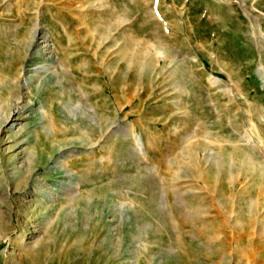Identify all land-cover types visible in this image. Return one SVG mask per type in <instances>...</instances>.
I'll use <instances>...</instances> for the list:
<instances>
[{
  "label": "rangeland",
  "instance_id": "obj_1",
  "mask_svg": "<svg viewBox=\"0 0 264 264\" xmlns=\"http://www.w3.org/2000/svg\"><path fill=\"white\" fill-rule=\"evenodd\" d=\"M0 24L15 29L17 56H26L37 28L35 59L46 45L44 34L68 38L65 57L73 60L84 95L61 113L58 100H33L31 118L13 130L28 123L35 157L24 169L17 167L28 145L15 152L13 169L6 151L13 132L0 134L6 139L0 146V264L264 263V237L253 230L220 226L234 233L222 260L194 250L195 218L184 202L189 196L208 202L200 216L219 220L220 212L233 225L237 211L218 201L217 187L241 189L252 180L236 170L245 160L236 154L229 158L230 176L211 172L214 193L193 179L192 170L206 177L223 156L215 139L198 135L192 115L229 123L264 165V0H0ZM124 45L131 49L125 58L118 53ZM47 82L42 88L53 84ZM113 83L116 92L108 88ZM69 85H75L71 78ZM116 125L134 127V136H110ZM136 139L144 144L136 146ZM61 140L76 148L47 161ZM91 142L98 144L82 147ZM130 148L133 157L125 154ZM64 160L69 173L60 171ZM77 170L91 180L77 189L78 196L64 199L67 190L61 188L73 183L69 177ZM255 175L264 180V172ZM147 176L167 221L156 237L151 218L150 227L139 230L138 211L148 193L133 182ZM85 200H91L86 207ZM106 213L111 233L100 230Z\"/></svg>",
  "mask_w": 264,
  "mask_h": 264
},
{
  "label": "bare ground",
  "instance_id": "obj_2",
  "mask_svg": "<svg viewBox=\"0 0 264 264\" xmlns=\"http://www.w3.org/2000/svg\"><path fill=\"white\" fill-rule=\"evenodd\" d=\"M120 6L122 7L123 4L121 3ZM121 11L123 12L122 14L125 15L123 8ZM9 26L10 25L6 26V25L0 24V86H1L0 88V134H3V132L6 129L13 132L12 138L7 137L8 140L6 141V144H8V146L6 147V151L11 152L10 153L11 155L9 154L10 160L8 164L12 166L13 169H16L15 165L18 163V157H19V151L17 153L15 152L18 149L20 150V148H22L24 145H28L20 150L23 153V161L20 164V166H18L17 168L21 170V169H24L26 166H29L35 157L33 155V152L29 148L30 147L29 146L30 145L29 144L30 132L28 129L29 128L28 123L23 124L21 128L16 129L15 131L13 130L14 128H16L17 126L16 123L19 120L23 121V120H28L31 118L30 117L31 115L28 113H30L29 110L32 107L33 100L36 98L41 103H44V104L49 99H54L56 101L58 100V102H55V105H57L56 107L60 109L59 112L61 113V111L65 109L66 105H68V102L70 103L71 101L77 102L78 100L83 99L84 95H82L81 92L78 91L79 88L77 86L79 82L78 80L79 76L77 75L78 74L77 71L74 70L73 72L71 70L74 68L73 60L70 59L71 61L69 62L68 58L70 57H65L66 52H67L66 51L67 42H69L68 38L58 37L57 32H54V31L50 32L49 36L44 34L43 38L45 39V41L43 43H45L46 45L44 47H40L39 51H37L39 53V57L38 59H35L36 55L32 56L31 51L33 50L32 48L35 44L37 35L41 32V29L39 30L38 28L37 29L35 28L36 30L34 31L32 35V39L29 42L26 56L25 55L17 56L16 55L17 53H15L17 50L16 43H19V42L17 41V38L15 36V32H14L15 29L11 28L12 26L11 27ZM63 30L65 31V29ZM262 43L264 44V42ZM130 50L131 49L129 48L128 45H124L120 48L118 53L121 54V56L125 58V56H127ZM34 65L36 66L38 65V67H33ZM70 78L72 79L73 84L75 83V85L73 86L69 85ZM47 81L53 84L46 85V87L44 86V88H42L43 87L42 85H44ZM108 88L112 92H116L117 90L116 83L109 85ZM24 91H27L28 94L24 93ZM26 95L28 97H26ZM43 113H45V115L47 114V112L44 110H43ZM27 115H30V116L28 117ZM189 121L191 123L196 124L199 127L198 132H197L198 135H205L207 137L215 139L218 142L219 151L221 155L223 156L222 160L220 161L218 165L216 166L213 165L211 171L208 170L209 172L206 174V177L205 176L202 177V175H198L197 170H192L193 175L191 176L193 177L194 180L195 179L197 180L199 178L202 179L206 184H208L207 186L209 190H211V192L214 193L215 191H214L213 185L210 183L212 182L211 172H213V174L214 173L215 174L218 173L220 175L222 174V177L223 175L228 176L230 174L229 169H228L230 167L229 158L233 154H236L245 159L244 162L242 161V163L237 164L236 170L242 173L243 175H247V176L252 175L250 177V179L252 178L251 182L246 184L241 189H238L237 185L230 188L229 187L230 185L228 186L223 183L219 184V186L217 187L215 197L218 199V201L220 202L223 198L224 199L222 200V202H224L223 205L228 207L229 212L235 213L237 211L236 213L237 217L233 225L231 221V216L229 217L228 215H226L227 216L226 218L223 217L224 219L223 218L220 219L222 217L220 215V212L217 213L219 215L218 216L219 220L208 221L206 220V218H204V216L202 215L200 216V214L203 213L204 207L208 206L209 204L208 202L206 203L201 202L198 200V198L196 197L193 198V196L192 197L189 196L188 200H185V201L183 200L186 203L188 209L190 208L189 213H193L194 216L192 217L195 218L193 220L195 224L194 226L196 229L195 235H194V247H195L194 250L200 251V252L202 251L205 254L206 253H213L214 255L217 254V256L219 255L221 258L223 252L226 251L228 246L229 247L231 246V243L234 240L233 238L234 233L232 231L229 232L228 230H225V231L220 230L219 228L220 226L226 225L230 228H233L232 230L234 231H237L240 229L241 232L247 231V230L249 232V230H253V231L259 232L264 237V180H260L259 176L255 175L257 171L264 172V165L262 164V161H259L262 159L261 158L259 159L260 156L258 157L256 152L252 149L253 148L252 146H251L252 148H249L238 141L239 139L236 136V133L238 130H236V128L234 130L231 129L232 127L228 126L229 123L227 124L224 121L222 123V122H218L217 120H216L217 122H215V118H214V121H210V119H208L206 115H202V114H198V115L196 114V115L190 116ZM134 134H135L134 127H131V126H121L120 127L119 125H116L114 129L112 130L110 136H114L118 139L126 140L131 136L133 137ZM1 138H0V146H2L4 141L6 140V139H1ZM27 139H29V141H27ZM64 142H65L64 140H61L59 142V146L56 147V149L52 150V155H50L47 161H49L55 155L65 150H74V148H76L75 146H72V145L70 146V144H65ZM98 142L86 143V144H83L85 146H82V147L89 148V145H90V148L92 149L96 147L95 145H97ZM143 144L144 142L139 141V139H136V146L141 147ZM149 147L150 148L152 147L151 143ZM43 152L44 151H42V153ZM125 154H128L130 157H133L135 155L132 152L131 148L126 150ZM74 156H75L74 152L69 153L68 160H70L71 158H74ZM255 157H257V159L259 160L255 161L256 160ZM68 160L66 161L64 160L61 162V163H64V167H62L60 170L61 172H65V173L70 172V169L67 166ZM72 173L73 172H71V174ZM73 174L74 175H70L69 177L72 179L73 183H71L70 185L68 183L69 186L67 185L64 187L62 186L61 188L62 190H67L65 194H62L64 199H67V200L69 198L71 199L75 198L77 195L76 194L77 189L82 187L83 184H86L91 180L86 177H83L82 174H80L78 170L75 171V173ZM257 180L261 181L260 183H258L260 184L259 185L260 187H255V186H258ZM133 183L138 184L148 193V197L144 198L142 202L141 210L138 211V214H139L138 221L140 222L139 230L141 231L145 230L149 226L147 219L151 218L153 219V223H154L152 227L153 228L152 234L153 236L156 237L162 232L166 231L165 223L167 222L165 221L166 218L162 213V210H161L162 207L160 208L159 206V202H158L159 196H158L157 186L154 183L153 178H151L150 176H147L146 178H142V179L135 178ZM39 188L41 190L40 192L43 193L44 191L41 185L39 186ZM92 189H94L93 186L92 188H89L87 191H92ZM57 194H58V191H57ZM55 199L56 198H54V200ZM90 203H91V200L89 203L85 200V202L81 204H84L86 207ZM107 217H109V213H106V217L104 221L101 223L102 225H100V230L105 231L104 229H106L107 231L111 233V229H110L111 224L110 222L107 221ZM92 218L94 219V215ZM198 220H199V223L197 224ZM245 220L248 223H245ZM25 240L26 238L22 237L21 241H25ZM260 244H262L261 246L264 247V239L263 241H261Z\"/></svg>",
  "mask_w": 264,
  "mask_h": 264
}]
</instances>
